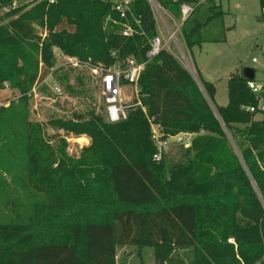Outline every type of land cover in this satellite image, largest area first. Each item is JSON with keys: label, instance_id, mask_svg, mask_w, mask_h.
Masks as SVG:
<instances>
[{"label": "trees", "instance_id": "16d2710c", "mask_svg": "<svg viewBox=\"0 0 264 264\" xmlns=\"http://www.w3.org/2000/svg\"><path fill=\"white\" fill-rule=\"evenodd\" d=\"M16 1L0 0L10 8L7 23L0 22V90L20 91L18 102L0 109V177L10 171L5 155L15 144L26 158L28 183L48 197L27 218L17 213L0 222V264H119V249L128 245L140 254L152 249L155 264H264V83L255 93L244 69L232 73L229 101L218 105L215 84L198 70L199 83L163 50L141 75L146 111L134 107L115 123L94 108L50 121L91 137L74 157L66 146H51L42 123L28 119L32 89L56 66L55 48L106 67L128 56L145 59L157 35L153 11L148 0H132L144 33L128 37L107 22L120 18L110 0H42L29 9ZM158 1L179 18L183 3L194 5L183 26L190 49L226 14L217 0ZM260 5L264 20V0ZM83 68L69 64L52 75L71 90L72 77L85 84ZM152 124L162 138L195 134L179 160L169 161L167 152L154 159Z\"/></svg>", "mask_w": 264, "mask_h": 264}, {"label": "rangeland", "instance_id": "374dc122", "mask_svg": "<svg viewBox=\"0 0 264 264\" xmlns=\"http://www.w3.org/2000/svg\"><path fill=\"white\" fill-rule=\"evenodd\" d=\"M42 0H21L14 5L25 4L29 9ZM226 12L223 19L214 21L204 30L202 44H196L191 50L192 60L198 70L202 71L204 79L215 84V100L218 105H226L229 101L228 79L232 73L241 72L250 67L256 71V80L260 85L264 83V20L260 0H217ZM9 7H0V22L7 23L5 15ZM207 13L197 12L195 16L202 19ZM36 30L43 37L45 30L39 24H34ZM190 22L187 23V26ZM231 27V28H230ZM219 39V41H214ZM56 52L58 48H55ZM55 52V51H54ZM64 57L57 54L56 67L67 66ZM82 74L85 73V84L80 85L74 77L70 80L73 89H65L58 85L55 77L50 73L39 82L35 92H31L28 119L35 123H42L46 141L54 148L66 146L69 155L79 157L83 147L90 145L91 137L87 134L76 135L50 123L53 119H69L74 113H85L95 109L105 116L106 103L97 76L90 70V65L82 61ZM84 71V72H83ZM198 82L200 80L197 78ZM129 90L127 94H129ZM20 91L6 85L0 90V109L8 107L11 102H18ZM217 112L215 105L212 103ZM259 109L264 107V98L259 102ZM1 115V112H0ZM263 114L259 112L258 118ZM19 127L18 119L12 120V128ZM8 127L6 130H12ZM21 132V130L19 131ZM233 143V142H232ZM234 144V143H233ZM185 145L172 140L167 150V159L177 161L181 158ZM5 160L10 164L9 172L4 171L0 177V222H6L17 217V213L24 218L30 216L36 204L47 200V194L41 187L28 183L26 158L21 151L12 145L10 156ZM119 264H155L152 249H145L142 254L136 247L128 245L119 249Z\"/></svg>", "mask_w": 264, "mask_h": 264}, {"label": "built area", "instance_id": "2783aa9c", "mask_svg": "<svg viewBox=\"0 0 264 264\" xmlns=\"http://www.w3.org/2000/svg\"><path fill=\"white\" fill-rule=\"evenodd\" d=\"M54 3L56 0H48ZM113 9L119 13L120 18L108 16L107 22L112 21L121 25V33L124 36H134L137 33H144L142 21L136 16L132 9V0H110ZM156 22L157 35L150 39V48L146 53V58L139 60L134 56H128L122 61L106 67L104 64L89 63L92 72L100 79V88L105 99V117L109 122H119L128 117L132 108L142 107L146 111V107L142 101V93L140 86L141 75L149 61L165 50L172 54L197 80L199 78L198 68L195 66L191 49L188 46L183 26L188 17L194 10V5L183 3L181 5V17H176L169 9L164 7L158 0H148ZM64 57L67 64L74 66L80 65L82 62L74 56L66 55L61 49H58L55 55ZM116 54V53H113ZM57 67H53L52 72ZM198 81V80H197ZM36 86L32 89L36 91ZM249 87L255 93H260L262 85L250 80ZM129 90V94L127 91ZM261 109H264L262 107ZM251 111H255V107H250ZM194 133L180 132L176 135L163 137L161 127L152 124V137L157 145V152L154 159L161 160L164 153L169 148V143L174 140L178 144L189 146L192 142Z\"/></svg>", "mask_w": 264, "mask_h": 264}, {"label": "water", "instance_id": "95a60500", "mask_svg": "<svg viewBox=\"0 0 264 264\" xmlns=\"http://www.w3.org/2000/svg\"><path fill=\"white\" fill-rule=\"evenodd\" d=\"M244 76L249 80H253L255 78V69L250 67L245 68Z\"/></svg>", "mask_w": 264, "mask_h": 264}, {"label": "crops", "instance_id": "0c3cea01", "mask_svg": "<svg viewBox=\"0 0 264 264\" xmlns=\"http://www.w3.org/2000/svg\"><path fill=\"white\" fill-rule=\"evenodd\" d=\"M263 22H264V21H263ZM263 24H264V23H263ZM191 50H192V49H191ZM200 72L202 73L201 69H200ZM255 77H256V71H255ZM257 83H258V82H257ZM258 84H259V83H258ZM259 85H260V84H259ZM256 118H257V119H261L262 117H261V118H258V117L256 116Z\"/></svg>", "mask_w": 264, "mask_h": 264}]
</instances>
